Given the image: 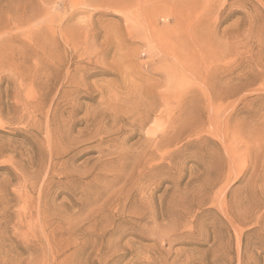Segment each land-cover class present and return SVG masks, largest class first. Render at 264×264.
Segmentation results:
<instances>
[{
	"label": "rangeland",
	"instance_id": "1",
	"mask_svg": "<svg viewBox=\"0 0 264 264\" xmlns=\"http://www.w3.org/2000/svg\"><path fill=\"white\" fill-rule=\"evenodd\" d=\"M0 264H264V0H0Z\"/></svg>",
	"mask_w": 264,
	"mask_h": 264
}]
</instances>
